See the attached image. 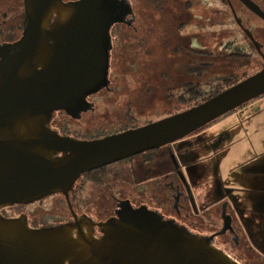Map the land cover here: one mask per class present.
Returning <instances> with one entry per match:
<instances>
[{
  "label": "water",
  "instance_id": "water-1",
  "mask_svg": "<svg viewBox=\"0 0 264 264\" xmlns=\"http://www.w3.org/2000/svg\"><path fill=\"white\" fill-rule=\"evenodd\" d=\"M29 4L31 27L13 72L0 85V210L55 193L69 202V191L81 175L179 142L264 96L263 69L198 106L137 129L95 142L56 138L47 128L46 117L31 114L25 104L17 103L22 93L10 94L15 76H30L52 56L63 67L64 84L73 88L79 79L83 92L65 95L54 84L28 104L40 109L71 108L104 77L107 56L100 37L107 10L96 6L75 9L60 0H27ZM52 13L63 20L43 40L41 25ZM78 36L88 39L87 47L76 49ZM49 41L54 42L52 47ZM30 53L35 65L24 63ZM56 153L62 157L55 158ZM130 209H123L122 216L154 225L159 221L145 209ZM55 213L68 215L56 202ZM228 223L227 218L225 229ZM88 225L86 231L78 223L31 230L25 216L17 220L0 216V264H236L175 226L163 225L165 232H159L114 223L105 226L104 238L96 239L94 224Z\"/></svg>",
  "mask_w": 264,
  "mask_h": 264
},
{
  "label": "flooded vegetation",
  "instance_id": "flooded-vegetation-1",
  "mask_svg": "<svg viewBox=\"0 0 264 264\" xmlns=\"http://www.w3.org/2000/svg\"><path fill=\"white\" fill-rule=\"evenodd\" d=\"M60 1L65 6H71L75 9L81 6H96L107 10V20L104 21L102 28L104 33L100 37V45L105 48L107 56L101 84L93 91L82 96L80 100H76L71 108H58L53 105L49 109H40L29 105V101L39 99L44 90L54 84L61 86L62 93L65 95H77L83 92L84 86L79 79L73 88H68L64 84L63 67L60 64L58 65L57 61L50 56L46 66L44 68H36L30 76H24L25 74L23 76L16 75L10 91V94L22 93V96H19L16 100L17 103L25 104L24 109L31 114H39L46 117L49 132L59 139L75 142H95L140 128H129L111 135H102L100 133L86 137H78L72 133L63 134L67 130V126L61 118L67 117L77 123H83V120L91 122L97 117L95 99L105 91L113 92L115 87L112 80V61L115 59L117 63L122 61L121 56H115V50L121 52L132 48L139 52L150 51L155 48L161 50L162 54L157 65L161 70V74H163L161 75L163 78L162 83L168 87V95L173 89H176V86L169 87L168 83L179 84L181 90L191 94L198 90V85L204 84L202 81L207 77L213 76L215 78L218 73L228 74V70H231L230 66H233L235 62L245 59L249 62L255 56V59H260L264 64V0H213L211 1L213 4L210 5L214 13L212 17H204L205 14H201L204 9L197 12L195 9L193 10L195 6H208L210 4L207 2L208 0ZM31 15V4L27 5V0H0V85L6 81L14 70V65L21 54L22 43L27 38L28 30L31 27ZM61 20L63 19L57 13H52L42 22L43 40L48 38L47 35L50 30ZM230 20L232 21L230 27L234 26V30L237 31L235 34L229 31L228 23ZM189 30L191 31L189 32ZM193 30L197 31L193 32ZM237 34L242 38L243 46L246 43L247 51H244L245 47H241L239 44L235 45L233 40L228 42L227 37ZM211 36L215 40L213 52L209 51V47L205 45L206 37L210 39ZM75 39L78 42L76 49L88 46V39L85 36H78ZM195 42H198L197 45L201 49L195 47L197 46ZM48 44L52 47L54 42L49 41ZM165 51L172 52V59L175 62L174 67L173 65H168ZM24 63H27L26 65L36 64L31 53L27 56ZM263 69L264 67L261 70ZM234 77V74L230 72L229 77L224 78L223 82L227 78L232 80ZM209 83L210 81L206 82V84ZM197 134L188 137L194 139ZM180 147V142H176L128 160L85 173L73 183L69 191V202L63 194L55 193L30 204L8 206L0 210V216L7 220H17L25 216L27 226L31 230L49 229L65 224L78 223L86 231L89 222H91L94 224L92 231L96 239L104 238L105 226H110L114 223L129 225L139 230H141L140 228L147 230L158 229L159 232H165L163 225H171L196 239L207 242L211 247L223 252L236 264H244L243 259L234 252L233 247L226 241L221 240L219 242L218 240V237L227 233L230 220L232 219V215L228 214V208L232 206L230 196L225 195L219 199L223 200L225 197L228 201L224 211V224L221 230L211 234H207L206 230L212 221H206L199 217L195 221L196 217L194 215L196 213L191 211L183 215L179 210L178 202L182 194L180 189L177 188L175 194L172 195L175 203H170L169 190H175V185L174 182L169 181L172 169L164 167V164L165 162L167 163L169 154L176 165L179 164V160L182 162V156L184 158L187 157L186 152L181 153V156L179 155ZM54 157L60 158L62 153H56ZM108 168H113L111 169L112 185H110L109 189L107 188V193L103 191L104 194L101 195L100 203L97 202V218H95V216L87 212L80 211L81 200L79 199V193L81 186L76 188V185L81 179L84 181L85 178L98 182L103 181L104 173ZM180 172L181 167L179 164V166H176L174 175ZM165 180H167L166 183ZM115 187L117 189L116 194L111 191V188ZM53 196H62L68 206V218L57 225L34 226L30 223L26 214L19 216L14 214L13 216V213L8 211L16 206L33 205ZM123 206L127 207L123 208ZM128 208L133 211L145 209L149 213L156 215L155 217L159 221L155 222L156 225H154L150 222L135 220L130 216H122L123 209ZM233 209L239 214L238 209L234 207ZM4 211H6L7 216ZM227 218L229 223L227 229H225ZM248 232V235L252 236L249 229ZM235 238L239 242L238 236ZM236 244L239 245L238 243ZM253 246V249H256L260 255L264 256V252H261V249L256 247L255 242H253Z\"/></svg>",
  "mask_w": 264,
  "mask_h": 264
},
{
  "label": "rangeland",
  "instance_id": "rangeland-1",
  "mask_svg": "<svg viewBox=\"0 0 264 264\" xmlns=\"http://www.w3.org/2000/svg\"><path fill=\"white\" fill-rule=\"evenodd\" d=\"M211 1L213 0L207 1L210 3L208 6H195L193 10L195 9L197 12L204 9L201 14H205L204 17H212L214 13L212 11V6H210L213 4ZM231 23L232 21L230 20L228 23L229 31L235 34L237 31L234 30V26L230 27L232 25ZM190 31L191 30H189V32ZM196 31L197 30H193V32ZM227 40L228 42L233 40L235 45L239 44L241 47H245V49L243 48L244 51L248 50L246 43L243 46L244 43L242 42V38L238 34L227 37ZM214 43V37L211 36L210 39L206 37L205 45L209 47V51L211 52L214 50ZM195 47L201 49L198 45ZM115 51V56H121L122 61H119L118 63L116 62V59L112 61V80L113 86L115 87L113 92L109 93L105 91L95 99L94 102L96 103L97 107V117L91 122H85V120H83V123H77L71 121L67 117L61 118V120H64L67 126V130L63 134L72 133L78 137H86L90 136L91 134L97 135L100 133L102 135H111L121 130L137 128L151 122H157L204 103L218 93H222L223 91L229 89V85L236 84L254 75L264 67L263 62L260 59H255V56H253L249 62L246 61L247 59L235 62L233 66H230L231 70H228V74L218 73L216 75L217 77L215 78L213 76L207 77L202 81L204 84L198 85V90L195 93L188 94L187 91L181 90V86L179 84L168 83V86L171 88L172 86H176V89H173V91H171L168 95V87L162 83L163 78L161 75L163 74H161V70L157 65V62L162 54L161 50L155 48L150 51L145 50V52H139L132 48L123 52L118 50ZM165 56L168 61V65H173L174 67L175 62L172 59V52L165 51ZM229 71L234 74L235 77L232 80L227 78V80L223 82L224 78L229 77ZM208 81H210V83L206 84ZM258 100L264 104V96L257 98L255 101ZM234 113L235 112L229 115H233ZM223 118L208 126L211 129L217 127L215 129L216 135L212 140L201 138V142L198 143L196 137L195 139L188 137L179 141L183 150L182 152H186L187 155L189 154L187 156L189 162L193 160L191 156H193L194 153L192 151L200 147L203 150V155H201V157L205 156L207 159L203 161L202 164L190 166L187 170L184 168V164L181 162V160H179L181 172L177 175H174V171L176 170V166H179V164L176 165L172 161L170 154L167 156V163L165 162L164 164V167L172 169L169 181L174 182L175 185V190H169L170 203H175L173 200L174 197H172V195L175 194L177 188L180 189L182 194L178 202L179 210L183 215L186 212L191 211L196 213V215H194V217H196L195 221L198 219V217L206 221H212V223L207 227V234H211L222 229L224 224V211L226 209V203H228L225 197L223 200H219L222 196H225L227 192L221 188V182L219 179L222 173L219 170L220 165H218V159H212L211 157L218 155V152L216 150L211 154L209 153V149L213 143L219 141L220 137L224 136L226 132H229L230 135L236 132L235 129H232V131H227L228 129L224 128L226 122L225 120H222ZM233 126L237 125L235 124ZM240 136L241 133L239 134L236 141L239 142ZM257 139L259 142H264L263 128L260 129ZM223 146L226 148L223 152L228 155L226 156V159L233 158L235 162L238 160H241V162L243 161L242 163L248 162L245 163L247 165L244 164L242 167H249L251 171L255 168V165H258L260 171L264 170V161L255 163L254 160L256 156H258L264 150L254 149L253 138H251V136L248 137V141L241 142L240 144L234 143V145H232L231 143L224 141ZM258 157L260 158L261 155ZM204 164L209 165L212 168V184L209 186V188L206 186L207 182L202 181L201 179V171L204 169ZM111 169L113 168H108L105 171L103 181L98 182L92 178V180L85 178L84 181L81 179L77 183L76 188L81 186L79 193V199L81 200V212H87L88 214L97 218V202L100 203L101 195L104 194L103 191L107 193V188L109 189L110 185H112ZM245 173H249L248 169L241 172L242 178L239 180L240 184L249 183L250 186L253 184L254 188L257 190L253 191L252 187H243L241 188L243 192H241L240 196L242 200L253 198L256 201L253 206L254 212L251 213V216L258 218L259 221L253 223V225H262L264 224V212H262L264 205V186H256L258 181L255 179H251V181H249L250 179L245 177ZM188 175L192 179L193 185L195 187L194 191L191 189L188 183ZM166 181L167 180H165V183ZM262 185H264V181H262ZM111 191L116 194V187L113 189L111 188ZM247 191L253 192L250 193ZM55 202L63 212H68L67 203L62 196H53L52 198L34 203L33 205L29 206H16L14 208H10L8 211L13 213V216L14 214L18 216L21 213L26 214L27 216L31 217L29 219L30 223L34 226H53L59 224V222H63L66 218H68V215L55 213ZM243 204L246 203L244 202ZM243 204L238 208V212L241 214L240 216L232 206L228 208V214L232 215L229 229L225 235L218 237V240L219 242H221V240L226 241L231 247H233L234 252H236L243 259L244 264H264V256L262 254L260 255L256 249H253V242H255L256 247L263 250L264 252V232L263 236L261 237L262 242L258 241L257 243L256 241L258 238L254 235V233L251 232V222H248L247 224L244 223L243 225V222L240 218L244 217L246 214V208ZM4 214L6 215V211H4ZM248 229L251 230L250 233H252V236L248 235ZM236 236H238L239 242H237L235 238Z\"/></svg>",
  "mask_w": 264,
  "mask_h": 264
},
{
  "label": "crops",
  "instance_id": "crops-1",
  "mask_svg": "<svg viewBox=\"0 0 264 264\" xmlns=\"http://www.w3.org/2000/svg\"><path fill=\"white\" fill-rule=\"evenodd\" d=\"M222 120H225L226 124L224 125V128L228 129L227 131H232V129H235L236 132L232 133V135L229 134V132H226V134L224 136L220 137L219 141H216L213 143V145L210 147L209 149V153L211 154L213 151L218 152V155L215 156H211L212 159L217 158L218 159V165H220V171L222 173V175L220 176V182H221V188L226 191L227 193L225 194L226 196H230L231 197V204L235 209H238L239 207L242 206V204L245 202L246 204H243L246 208L245 211V216L241 217L243 222L245 224H247L248 222H251V227H252V233H254V235L258 238V240L256 241L258 243V241L262 242L261 237L263 236V232H264V224L259 225H253V223H256L259 221L258 218L252 217L251 213L254 212L253 210V206L256 203V201L253 198H248L246 200H242L240 194L242 191L241 188H247V187H252L253 191H256L257 189L254 188V185L252 184V186L249 185V183H243L240 184L239 180L242 178L241 176V172H243L244 170L248 169L249 173H245V177L249 178L251 181V179H255L257 180L258 184L256 186H264L262 185V181H264V170H259L258 165H253L254 169L251 171L249 167H242V165H244L245 163L248 162H244L242 163L241 160H238L235 162V160L233 158H227L226 159V155L225 152H223L226 148H224L223 146V142L226 141L227 143H231L232 145H234V143L240 144L241 142H246L248 141V137L251 136V138H253V143H254V149L255 150H259V149H263L264 150V142H259L258 141V133L260 131V129H264V104L261 103L259 100L252 102L250 105L236 111L233 115H229L227 117H224ZM237 125V126H233V125ZM217 127H214V129L211 128H207L202 130V132H199V134H197L196 138L198 140V143L201 142V138L202 139H208V140H212L215 135V129ZM241 133V136L239 138V142L236 141L239 134ZM195 139V138H194ZM180 151V156L181 153H183L182 148L180 147L179 149ZM194 153L192 157L193 160H191L189 162V160L186 158L182 159V163L184 164V168H186L187 170L189 169L190 166H195L198 164H202L203 161L207 160L205 156L203 155V150L198 147L196 148L194 151H192ZM223 152V153H222ZM189 155V154H188ZM187 155V156H188ZM258 155V152H257ZM261 155V157L259 158L258 156ZM258 156H256L255 163H258L260 161H264V151L262 153H260ZM221 160V161H220ZM226 160V161H224ZM221 162V164H220ZM242 163V164H241ZM241 164V165H240ZM247 165V164H245ZM225 170V172H224ZM212 168L209 165L204 164V169L201 171V179L202 181L207 182L206 186L209 188V186L212 184ZM188 181L192 187V190L194 191L195 187L193 185L192 179L191 177L188 175ZM224 185V187H223ZM203 188V187H202ZM209 190V189H208ZM253 191H247L252 193ZM262 212H264V205L262 208ZM261 212V213H262ZM241 215V214H240ZM259 225V226H258ZM258 226V227H256ZM261 252H263V250H261Z\"/></svg>",
  "mask_w": 264,
  "mask_h": 264
},
{
  "label": "trees",
  "instance_id": "trees-1",
  "mask_svg": "<svg viewBox=\"0 0 264 264\" xmlns=\"http://www.w3.org/2000/svg\"><path fill=\"white\" fill-rule=\"evenodd\" d=\"M238 83H239V82H238ZM238 83H236V84H238ZM236 84H231V85H229V88H230L231 86L236 85ZM223 92H224V91H223ZM220 93H221V92H220ZM220 93H218V94H220ZM218 94H217V95H218ZM215 96H216V95H215ZM215 96H213V97H215ZM213 97H211V98H213ZM211 98H210V99H211ZM210 99H209V100H210ZM255 100H256V99H255ZM255 100H253V101H251L250 103H248V105L251 104L252 102H254ZM207 101H208V100H207ZM205 102H206V101H205ZM248 105L246 104V105L242 106L241 108H239V109H237V110H240V109H242V108H244V107H246V106H248ZM237 110H235V111H233V112H236ZM233 112H231V113H233ZM231 113H229V114H231ZM229 114H227V115H225V116H223V117H227ZM223 117H222V118H223ZM220 119H221V118H220ZM218 120H219V119H218ZM213 123H214V122H213ZM208 126H209V125H208ZM208 126H206V127H208ZM206 127H205V128H206ZM205 128H203V129H205ZM203 129H202V130H203ZM202 130H200V131H202ZM200 131H198V132H196V133H199ZM194 134H195V133H194Z\"/></svg>",
  "mask_w": 264,
  "mask_h": 264
}]
</instances>
